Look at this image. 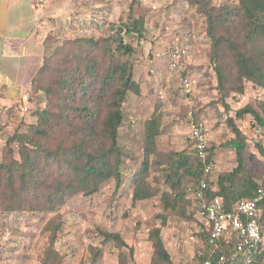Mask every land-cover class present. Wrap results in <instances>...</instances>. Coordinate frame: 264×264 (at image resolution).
<instances>
[{
  "label": "trees",
  "instance_id": "trees-1",
  "mask_svg": "<svg viewBox=\"0 0 264 264\" xmlns=\"http://www.w3.org/2000/svg\"><path fill=\"white\" fill-rule=\"evenodd\" d=\"M181 1L195 7L206 20L210 62L221 102L226 104L231 94H243L246 82L264 90V0H236L221 5H215L214 0ZM145 32L144 18L130 16L127 21L109 25L105 36L66 40L45 58L31 90L43 94L46 105L34 112L36 124L8 140L0 162V210L51 212L71 198L98 193L112 179L117 187L121 184L127 157L118 141L125 120L124 105L130 94H141L134 79L133 43L143 40ZM256 107L258 110L247 105L237 112V118L254 116L253 130L264 124V103L256 101ZM162 124L161 115L154 111L144 128L141 167L131 177L133 205L156 196L152 169L162 173L169 188L161 197V227L151 228L148 233L153 249L150 264H174L161 236L171 213L190 220L195 214L188 213L186 206L195 205L193 210L198 214L201 202L216 197L223 199L225 209L230 211L239 200L250 199L259 188L264 190L260 161L247 158L248 138L229 120L234 134L229 144L235 148L237 165L230 172H222L215 185L206 180L207 187L199 198L205 165L212 162L211 149L206 161L198 157L192 140L190 149L160 151L157 138L162 134ZM13 144L18 147V158ZM257 147L264 155L261 141ZM187 191L192 192L193 202L188 201ZM259 211H264V202ZM259 223L263 227L261 217ZM60 228L61 223L47 224L50 243L42 264L63 263V255L55 248ZM101 235L104 244L112 243L119 251V264H126L123 249L128 245L121 236L110 232ZM209 236L205 229L202 239L210 251L200 257L201 263L224 254L226 264H264V245L248 263L246 256L234 251L232 243L214 252ZM91 252L94 263L101 250L92 248Z\"/></svg>",
  "mask_w": 264,
  "mask_h": 264
},
{
  "label": "rangeland",
  "instance_id": "rangeland-1",
  "mask_svg": "<svg viewBox=\"0 0 264 264\" xmlns=\"http://www.w3.org/2000/svg\"><path fill=\"white\" fill-rule=\"evenodd\" d=\"M87 1L83 7L93 4L91 10L87 8L83 14L82 11L76 13L78 18L74 20L81 36H77L75 30L69 37H63L58 29L56 36L50 37L47 43V57L66 40L105 36L109 33V25L120 20L127 21L130 16L142 17L145 23V38L133 43L136 49L133 58L134 79L141 87V94L127 97L125 120L119 132L120 147L127 155L124 158L122 182L117 187L112 179L103 184L98 193L71 198L51 212L8 213L0 210V250L8 257L12 256L8 259L10 264H42L50 243V233L46 228L51 221L61 223L55 248L63 255L62 264H119V251L112 243H103L101 232L117 233L125 241L128 245L123 249L127 256L126 264H150L153 249L148 233L151 228L161 227L160 217L164 215L161 197L169 188L162 179V173L152 169L156 196L133 205L131 177L139 171L144 156V123L156 110L163 121L162 134L157 138L160 151L190 149L191 123L195 122L209 134L213 159L217 155L215 151L226 152L230 149L228 145L234 139V134L228 122L233 120L248 138L247 158L256 157L260 161L258 167L264 179V155L257 147L259 141L264 145V124L261 135H257L253 130L254 116L247 114L237 118V112L247 105L258 110L256 101L264 103V90L246 82L243 94H231L226 98V104L221 102L210 62L206 20L196 8L181 0ZM235 2L214 0L215 5ZM97 7H101L98 10L99 24L92 20L96 17ZM85 12L90 17L85 16ZM175 49L184 53L179 66L170 70V55ZM186 80L194 82V90L189 96H185L181 88ZM45 105L44 95L31 90L26 105L0 113V162L8 147V140L15 133L25 132L30 125L36 124L34 112ZM261 117L264 118V114ZM11 147L18 158V147L15 144ZM221 173L215 169L210 177L213 185ZM1 197L0 190V200ZM187 199L193 202L191 191H187ZM194 207L192 204L186 206L188 213L195 214L192 219L171 213L162 228L161 236L174 264H200V257L205 251H210L202 239L206 226L198 219ZM261 220L264 229V211ZM92 248L101 250L94 263Z\"/></svg>",
  "mask_w": 264,
  "mask_h": 264
},
{
  "label": "crops",
  "instance_id": "crops-1",
  "mask_svg": "<svg viewBox=\"0 0 264 264\" xmlns=\"http://www.w3.org/2000/svg\"><path fill=\"white\" fill-rule=\"evenodd\" d=\"M87 2L51 0L42 7H36L32 0H0V113L22 107L29 101L34 79L47 57V43L50 37L56 36L58 29L63 37H69L75 30V34L81 36L80 29L75 28L77 22L74 20L78 18L76 13L82 11L83 14L87 8L91 10L93 4L83 7ZM99 8L97 7L96 17L92 19L98 24ZM84 14L90 17L88 12ZM83 19L82 17L81 20ZM191 84L194 90L192 80ZM148 120L145 121L143 130ZM228 146L230 149L226 152L215 151V159L212 156L214 171L216 169L218 173L230 172L228 169H233L236 165L235 148L230 144ZM225 154L230 156L226 157ZM259 213L261 217L262 212ZM197 216L207 229V222L199 214ZM10 257L12 256L8 257L0 250V264H10Z\"/></svg>",
  "mask_w": 264,
  "mask_h": 264
},
{
  "label": "built area",
  "instance_id": "built-area-1",
  "mask_svg": "<svg viewBox=\"0 0 264 264\" xmlns=\"http://www.w3.org/2000/svg\"><path fill=\"white\" fill-rule=\"evenodd\" d=\"M36 7H42L51 0H32ZM182 51L175 49L170 55L169 69H176L181 60ZM182 91L185 96L192 93V85L187 80L182 84ZM254 132L261 135L262 128L256 125ZM190 138L194 144V150L200 159L206 161L209 156V134L202 125L192 122ZM214 172L212 162L205 165L204 179L198 190V197L202 198L203 189L207 187L206 180L210 179ZM264 202V190L259 188L250 199L239 200L230 211L225 209V203L221 198H214L210 202H201L199 216L207 223L209 241L214 252L219 250L223 244H234V251L237 254L246 256L249 263L253 255L257 254L264 244L263 229L259 223V207ZM227 258L219 254L215 259L208 258L201 264H226Z\"/></svg>",
  "mask_w": 264,
  "mask_h": 264
}]
</instances>
